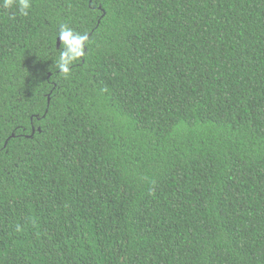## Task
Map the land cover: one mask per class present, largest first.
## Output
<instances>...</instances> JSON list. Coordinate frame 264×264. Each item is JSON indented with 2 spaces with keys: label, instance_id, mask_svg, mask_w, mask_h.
<instances>
[{
  "label": "trees",
  "instance_id": "obj_1",
  "mask_svg": "<svg viewBox=\"0 0 264 264\" xmlns=\"http://www.w3.org/2000/svg\"><path fill=\"white\" fill-rule=\"evenodd\" d=\"M0 264H264V0L0 2Z\"/></svg>",
  "mask_w": 264,
  "mask_h": 264
},
{
  "label": "clouds",
  "instance_id": "obj_2",
  "mask_svg": "<svg viewBox=\"0 0 264 264\" xmlns=\"http://www.w3.org/2000/svg\"><path fill=\"white\" fill-rule=\"evenodd\" d=\"M3 8H15L20 16L28 17L32 8V0H0ZM59 38L63 49L60 51L57 68L60 73L68 78L71 74V67L74 62L81 61L86 54V46L90 41L87 32L81 33L61 24L56 39Z\"/></svg>",
  "mask_w": 264,
  "mask_h": 264
},
{
  "label": "water",
  "instance_id": "obj_3",
  "mask_svg": "<svg viewBox=\"0 0 264 264\" xmlns=\"http://www.w3.org/2000/svg\"><path fill=\"white\" fill-rule=\"evenodd\" d=\"M59 44H60V40H59V38H58V40H57V47L59 46Z\"/></svg>",
  "mask_w": 264,
  "mask_h": 264
}]
</instances>
